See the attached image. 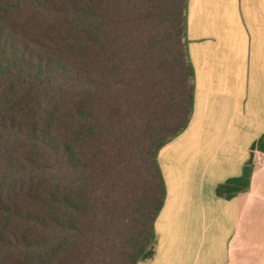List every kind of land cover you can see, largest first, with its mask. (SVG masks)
<instances>
[{
    "label": "trees",
    "instance_id": "1",
    "mask_svg": "<svg viewBox=\"0 0 264 264\" xmlns=\"http://www.w3.org/2000/svg\"><path fill=\"white\" fill-rule=\"evenodd\" d=\"M189 0H0V264L155 253L160 149L187 126ZM253 144L225 198L249 189Z\"/></svg>",
    "mask_w": 264,
    "mask_h": 264
},
{
    "label": "crops",
    "instance_id": "2",
    "mask_svg": "<svg viewBox=\"0 0 264 264\" xmlns=\"http://www.w3.org/2000/svg\"><path fill=\"white\" fill-rule=\"evenodd\" d=\"M186 35L192 114L159 151L166 195L138 264H264V157L248 190L217 192L264 136V0H189Z\"/></svg>",
    "mask_w": 264,
    "mask_h": 264
}]
</instances>
